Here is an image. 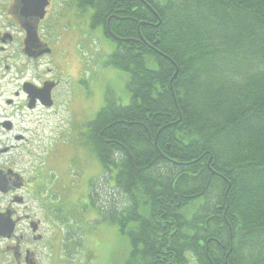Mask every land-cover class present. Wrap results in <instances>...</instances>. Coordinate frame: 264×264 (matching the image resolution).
<instances>
[{"label": "trees", "instance_id": "obj_1", "mask_svg": "<svg viewBox=\"0 0 264 264\" xmlns=\"http://www.w3.org/2000/svg\"><path fill=\"white\" fill-rule=\"evenodd\" d=\"M92 4L129 74L131 103L108 96L89 144L128 200L98 208L126 264H264V0Z\"/></svg>", "mask_w": 264, "mask_h": 264}, {"label": "flooded vegetation", "instance_id": "obj_2", "mask_svg": "<svg viewBox=\"0 0 264 264\" xmlns=\"http://www.w3.org/2000/svg\"><path fill=\"white\" fill-rule=\"evenodd\" d=\"M57 1L49 0L43 11L42 0H0V155H9V160L0 161V215L13 224L11 235L0 236L7 250L0 260L6 264H43L41 254H57V235L49 216L52 202L47 197L50 181L45 175L50 165L46 162L49 156L63 155L72 140L86 156L93 135L91 121L79 122L80 126L73 123L81 118L88 92H61L59 78L76 76L82 70L78 46L88 47L95 27L108 35L103 26L94 24L92 0H67L66 5L64 0L62 9H58ZM15 112L41 114L31 119L41 126L55 117L62 126L47 147L48 156L32 172L19 169V156L11 155L21 143L29 141L16 129ZM83 156L78 152L70 156L69 168L75 174L68 175L66 185L90 204L92 182L88 177L80 178L83 161L86 169ZM76 161L81 163L77 167ZM32 199L38 201L39 211L28 210Z\"/></svg>", "mask_w": 264, "mask_h": 264}, {"label": "rangeland", "instance_id": "obj_3", "mask_svg": "<svg viewBox=\"0 0 264 264\" xmlns=\"http://www.w3.org/2000/svg\"><path fill=\"white\" fill-rule=\"evenodd\" d=\"M62 1L64 0L56 2L58 9L63 8ZM66 3L67 0L65 5ZM116 47V42L106 36L101 27H95L88 47L78 46L77 54L84 63L82 70L76 76L62 75L59 78L61 92H88L89 100L80 112L81 118L73 121L75 126L76 124L80 126L79 122L94 120L107 103L108 96L118 105L127 106L131 103V92L128 88L129 74L109 63L110 56ZM149 65L155 67L152 62H149ZM79 68L80 64L77 65V69ZM40 116L39 113L25 116L20 112H15L13 115L16 129L29 138V141L21 143L20 147L11 154L19 156L18 167L24 171H35V167L43 161L45 156H48L46 155L47 147L54 142L55 135L61 131L62 126L59 127L58 118L50 117L42 126L31 121L32 118L37 119ZM5 137L6 135L2 137V140ZM71 144L63 155L49 156L46 162V165H50L46 168L48 172L45 171V175L50 181L47 186V197L52 202L49 216L51 228L57 235V254H41L43 264H126L132 250L130 240L128 236L121 233L117 224L104 221L99 210L100 208L108 212L112 209L122 210L128 205V200L123 193L112 189L110 187L112 184L108 181L109 173L114 177L117 170L113 169L109 172L98 160L91 147L88 148L89 154L83 156L79 146L73 140ZM77 152L82 154L86 161V169L83 161L80 178L88 177L91 182L94 181L91 195L95 198V205L92 201L89 204L85 198L67 189L68 175L75 174L69 168L70 156ZM6 160H9V155H0V161ZM78 164L81 163L76 161L74 166L77 167ZM52 167H57L58 170L55 171ZM59 172L64 176L62 177ZM111 181L113 182L114 179L112 178ZM28 204L29 211H39L38 201L32 199ZM194 211L193 208H189L182 212H188L190 217ZM5 244V241L0 242V255L7 252ZM7 259L9 260V257ZM0 264L6 263L0 260Z\"/></svg>", "mask_w": 264, "mask_h": 264}, {"label": "water", "instance_id": "obj_4", "mask_svg": "<svg viewBox=\"0 0 264 264\" xmlns=\"http://www.w3.org/2000/svg\"><path fill=\"white\" fill-rule=\"evenodd\" d=\"M32 0H26V2H31ZM49 3V0H42V2L40 3V9H43L44 11V8L45 6H47ZM28 92H33V90H29L27 88ZM13 231V224L10 223V221L8 220H4L2 219V216L0 215V236H9L11 235Z\"/></svg>", "mask_w": 264, "mask_h": 264}]
</instances>
